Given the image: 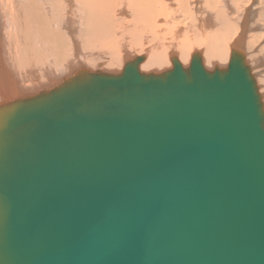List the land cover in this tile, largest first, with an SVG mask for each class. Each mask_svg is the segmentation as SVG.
Segmentation results:
<instances>
[{
    "label": "water",
    "instance_id": "water-1",
    "mask_svg": "<svg viewBox=\"0 0 264 264\" xmlns=\"http://www.w3.org/2000/svg\"><path fill=\"white\" fill-rule=\"evenodd\" d=\"M241 47L0 101V264H264V103Z\"/></svg>",
    "mask_w": 264,
    "mask_h": 264
},
{
    "label": "bare ground",
    "instance_id": "bare-ground-1",
    "mask_svg": "<svg viewBox=\"0 0 264 264\" xmlns=\"http://www.w3.org/2000/svg\"><path fill=\"white\" fill-rule=\"evenodd\" d=\"M84 0H16V2H17V7L15 8L14 7V10L13 9H11L10 11H12V13H11V20H9L8 22H7V24H9L10 25V22L11 23H13L14 24V21H12L13 19H12V15L13 16H15V15H17L18 17H19V21H18V24H19V26L17 27V24H16V27L15 28H12V29H10L9 31H8V34H7V29L6 28H8L7 27V25H4V21H6V20H8V19H5L4 17H5V15H4V13H3V10H5L4 9V7H5V5L7 4H9L10 2H11V0H0V101H6V100H9V99H13V98H16V97H19V96H22V94H23V87H25L26 88V86L27 85H29V84H31V81H26V85H25V82L23 81V79H22V77H20L19 76V74H18V76L19 77H17L16 76V78H20L21 79V82L20 81H18V80H16V78H15V76H14V74H12V72H13V69H11V68H9V71L11 70V72L10 73H8V71H7V67H6V60L4 59V50L3 49H5L4 48V45H3V43L5 42L4 41V39L6 38V37H8V40H9V44L11 45L12 44V46H14V48H16V49H19V50H21L22 48H20L21 47V43H22V47L25 49V47L24 46H26V47H28V48H30V49H32V50H34V47H39L40 48V50H42V48H43V50H44V52H47V54H44L43 52L41 53V54H43V55H45V57H48L49 56V58H50V53L52 52V50H55V53L57 52V51H59L58 53H60V51L62 52H64V47H68V45H66V42L68 43V44H70V42H71V49H73L74 50V52L72 53L73 54V56L77 59V63H75V65H80V67H78V69H80V68H83L82 66H81V64H83V62H79L80 61V59L83 57H81L80 59H79V53H81L80 51L78 52V50H80V47H83V49L85 50V51H89V53H92V54H94V52L98 49H100V50H102V49H105L106 51L108 50V52L107 53H109V55H110V60H109V62H110V64H113V65H117V68H120L119 69V71L121 70V67L123 68V66H124V64L126 63L125 62V60H124V57L125 58H127L128 57V55L126 54V48H125V44L126 43H128L126 40L128 39H126L125 40V38H126V34H127V32H128V27L129 26H133L134 27V30H137V29H139L138 27L144 22L143 21V18H146V17H150V16H156L157 18H160L162 15H166V16H169L170 17V19L171 18H173V20H174V18H175V20L177 19V17L180 15V14H182V12H185V13H187L186 11H185V9H183V8H181L180 7V11H181V13H173V11H172V9L173 10H175V9H177V6H175V4L177 5H180L181 6V4H180V2L181 3H183V4H186V5H189V4H191L192 3V5L194 4V3H197L198 1H200V0H168L169 2H170V4H166L165 3V1L164 0H128V1H125L124 3L125 4H128L127 5V8H128V10H129V13H130V15L128 16L127 15V17H129L130 18V20H127V19H124V16H122L121 18H119V16H117V17H115V16H113L112 15V12H111V0H92L93 2L94 1H99V4L97 5V7H96V10H95V14L93 15V17L89 20V24H87V25H85L84 27H83V24H82V22H81V24H80V22H78L79 24L76 26L75 25V23H76V21H75V18L73 19L72 17L73 16H75L76 14H79V16H80V18H83V14L81 13V11L83 12V10H84V2H83ZM121 1V3L123 2V0H120ZM203 1H205L206 3H208L209 1H214V0H203ZM253 1V0H252ZM227 2V1H226ZM229 2V1H228ZM254 2V1H253ZM224 3H225V1H224ZM74 4H76V6L74 5ZM199 4H201V3H199ZM6 5V6H7ZM9 5H11V4H9ZM195 6H193L195 9L194 10H197L196 8L197 7H199V10H198V13L199 14H201L202 15V17L204 18V21L205 22H200V21H197V17L195 18V21L193 22V23H195L196 25H197V28L198 29H200L199 31V33H196L195 34V40L198 42V44L196 43V42H190V41H187V40H185V38H183L184 40H182L180 43L179 42H177V43H179V45H180V48L179 49H181V51H179V49L177 50V51H179L178 53H179V57H178V59H179V62L181 63V65L183 66V65H185L186 63H187V61H188V59H189V55H190V52H191V50L192 49H194V48H201V49H204V54H203V56H201L202 57V60H204V66L205 67H210V66H214L216 63H214L215 61H218L221 65H223L225 62H227V59H228V57H229V54H230V48H229V46L227 47L226 46V48L222 45L223 44V41H221V40H225L223 37H224V35L226 34V29H224V30H222V31H220V32H216V33H214L213 35H211V34H208L207 35V33H206V31L205 30H203V29H207L208 27H209V25H213V23H212V21L210 20V18H211V16H212V14H210L208 11L206 12V13H204L203 14V6H198V5H196V4H194ZM211 5V4H210ZM253 5H256V4H253ZM253 5H252V7H253ZM36 7L37 8V10L39 11V13H40V18H42L43 20H44V25H43V27H42V25H40L39 23V26L38 27H35L36 28V31L39 33H37L38 34V36L39 35H41V37L42 38H44V39H41V40H44L45 42H42V43H36L35 42V40H34V45L32 44V42L29 40V42H25L24 41V43L21 41L22 39H25V34H29V35H32L33 36V31H31V32H29V33H25L24 34V30L26 29V23H27V21H29V19H28V17L26 16V8L27 7H30L31 9H32V7ZM170 6V7H169ZM212 6V5H211ZM10 7V6H9ZM12 7V6H11ZM35 7H34V10H33V15L31 16V19H34L35 18V21L37 20L38 21V18H37V15H36V11H35ZM184 7V6H183ZM191 7V6H190ZM7 8V7H6ZM170 8V9H169ZM209 8V7H208ZM228 8V7H227ZM3 9V10H2ZM249 9V8H248ZM193 9H189V12L190 11H192ZM230 10V9H229ZM9 10H6V12H8ZM15 11V12H14ZM29 11H30V9H29ZM59 12L62 16L60 17V19H58L59 18V16H57V17H54V16H56V14H57V12ZM245 11H247V10H245ZM252 11V10H251ZM5 12V11H4ZM6 12H5V14H6ZM188 12V13H189ZM205 12V11H204ZM226 12V11H225ZM250 12V11H249ZM16 13V14H15ZM69 13H72V15L73 16H69ZM140 13H142V16H141V14ZM187 13V14H188ZM215 13L216 14H219V10H217L216 9V11H215ZM215 13H213V14H215ZM254 13V12H253ZM9 14V13H8ZM225 14V13H224ZM231 14V13H230ZM59 15V14H58ZM189 15V14H188ZM190 15H195L196 16V12L194 11V13H192V14H190ZM244 15H245V13H244ZM262 15V14H261ZM260 15V17H262ZM82 16V17H81ZM249 16V15H248ZM250 16H251V14H250ZM252 16H253V14H252ZM252 16L250 17V19L252 18ZM8 17V16H7ZM222 17V16H221ZM244 17V16H243ZM247 17V16H246ZM37 18V19H36ZM39 18V19H40ZM55 18H57V20L56 21H54L55 20ZM65 18H72L74 21V23L71 21V19H69L70 20V24L71 25H69V21H67V19H65ZM79 18V17H78ZM128 18V19H129ZM178 18H180V16L178 17ZM184 18V17H183ZM186 18L187 17H185V19H183V20H186ZM191 18V17H190ZM217 18V17H216ZM181 19V18H180ZM180 19H178V20H180ZM193 19V18H192ZM191 19V20H192ZM199 19V18H198ZM211 19H214V17L213 18H211ZM218 19V18H217ZM217 19H214L213 21H215V20H217ZM225 19V18H224ZM249 19V18H248ZM253 19V18H252ZM260 19V18H259ZM64 20V21H63ZM77 20V19H76ZM182 20V21H183ZM200 20V19H199ZM227 20V19H226ZM242 20V19H241ZM262 20V19H261ZM31 21V20H30ZM35 21H33L34 23H35ZM80 21V20H79ZM169 20H165L164 22L165 23H167ZM187 21V20H186ZM223 21V20H222ZM221 21V22H222ZM243 21V20H242ZM251 21V20H250ZM170 22V21H169ZM176 22V21H175ZM215 22H217V21H215ZM230 22V21H229ZM245 22V21H244ZM23 23V25H21ZM183 23H185L184 21H183ZM240 23H241V21H240ZM243 23V22H242ZM31 23H29V26L31 27L32 25H30ZM180 24V23H179ZM191 24V23H190ZM194 24V25H195ZM239 24V23H238ZM237 24V26H239V27H241V32H240V34H239V36H237V38L235 39L236 41H234L233 40V42L236 44V46L240 43V39L243 41V42H245V39H246V33H247V30L248 29H246V27L247 26H245L246 25V23H244V24H240V25H238ZM251 24H253V23H251ZM257 24V23H256ZM73 25L75 26V27H73ZM224 25V24H223ZM222 25V26H223ZM249 25H250V23H249ZM248 25V26H249ZM254 25V24H253ZM252 25V26H253ZM221 26V27H222ZM225 26H227L226 24H225ZM236 26V25H235ZM10 27V26H9ZM79 27H80V31H81V37H82V33H83V35L84 36H86L85 38L86 39H82V38H78L76 35H78L77 33H78V31H77V29H79ZM171 27V26H170ZM220 27V28H221ZM63 28H66V29H64V30H67V31H63ZM142 28V27H141ZM140 28V29H141ZM181 28H183V27H181ZM180 28V29H181ZM187 28V27H186ZM257 28H258V26H257ZM133 29V28H132ZM144 29H146V28H144ZM189 29V28H188ZM187 29V30H188ZM194 29H196V26L194 27ZM211 29V28H210ZM213 29H214V27H213ZM217 29V28H216ZM229 29V28H228ZM235 29V28H234ZM256 29V28H255ZM254 28H253V30H255ZM30 30V29H29ZM28 30V31H29ZM34 30V29H33ZM179 30V28L177 29V31ZM193 30V29H192ZM191 30V31H192ZM231 30H232V28H231ZM240 30V29H239ZM249 30H250V28H249ZM146 31V30H145ZM175 31V30H174ZM176 31V32H177ZM194 31V30H193ZM192 31V32H193ZM196 31V30H195ZM198 31V30H197ZM234 31H238V29L237 30H234ZM43 32V34H41ZM139 32V31H138ZM175 32V33H176ZM189 32V31H188ZM214 32V31H213ZM228 32V31H227ZM132 33H133V31H132ZM140 33H141V31H140ZM159 33V32H158ZM179 33V32H178ZM186 33V32H185ZM194 33V32H193ZM233 33H235V35H236V32H233ZM233 33H230V34H233ZM238 33V32H237ZM134 34V33H133ZM136 34V33H135ZM189 34V33H188ZM230 34H228V36H230ZM254 34V33H253ZM35 35V34H34ZM49 35L51 36V37H49ZM171 35V34H170ZM181 35H182V32H181ZM183 35H184V33H183ZM257 35V34H256ZM36 37L35 39H37V41L39 40V37ZM133 35H131V37H132ZM248 36H250V33H249V35ZM248 36H247V38H248ZM13 37V38H12ZM46 37V38H45ZM50 38L49 39V41H48V38ZM138 37V36H137ZM181 37V36H180ZM11 38H12V41H11ZM51 38H53V39H58L59 38V40H60V42H58L57 40H55L54 41V44H52L51 45V43H53V42H51L53 39H51ZM227 38H230V37H227ZM227 38H226V40H227ZM233 38H234V36H233ZM7 39V38H6ZM104 39H106V40H104ZM150 39V38H149ZM166 39H168V38H166ZM41 40H39V41H41ZM85 40L87 41V42H89V43H86L85 42ZM173 40V39H172ZM176 40V39H175ZM180 40H181V38H180ZM21 41V42H20ZM28 41V40H27ZM167 41V40H166ZM169 41H170V39H169ZM179 41V40H178ZM249 41H250V39H249ZM249 41H247V43L249 42ZM20 42V43H19ZM57 44H56V43ZM134 42H136V41H134ZM164 42V41H163ZM175 42V41H174ZM232 42V43H233ZM242 42V43H243ZM81 43L83 44V46L81 45ZM137 43V42H136ZM144 43V42H143ZM225 43H227V42H225ZM234 43H233V45H234ZM241 43V44H242ZM42 44V45H41ZM155 44V43H154ZM163 44V43H162ZM249 44H251L250 42H249ZM136 44H133V46H135ZM158 45H160V43L158 44ZM164 45H165V43H164ZM164 45H162L163 47H164V50H166L167 48H165L166 46H164ZM174 45H176V44H174ZM178 45V44H177ZM176 45V46H177ZM178 45V46H179ZM230 45V44H229ZM244 45H246L245 43H244ZM34 46V47H33ZM47 46H48V48H47ZM51 46H53V48H51ZM232 46V45H231ZM258 46V45H257ZM69 47H70V45H69ZM129 47V46H128ZM168 47H169V45H168ZM247 47V46H246ZM248 47H250V45L248 46ZM254 47V46H253ZM6 48H7V45H6ZM136 48V47H135ZM158 48H161V47H156V46H152L150 49H147V53H148V58H147V60H146V62L142 65V66H140V71L141 72H144V71H147V70H152V69H163V68H165L168 64H167V56H166V51L164 52V50H162V51H160ZM170 48V47H169ZM168 48V49H169ZM175 48V47H174ZM173 48V49H174ZM8 49V48H7ZM38 49V48H37ZM82 49V48H81ZM132 49H134V47L132 48ZM137 49V51H138V49H140L139 47L138 48H136ZM136 49H135V51H136ZM176 49V48H175ZM39 50V49H38ZM37 50V51H38ZM42 50V51H43ZM171 50V49H170ZM246 50L247 51H249V48H246ZM252 50V49H251ZM18 51V50H17ZM51 51V52H50ZM71 51V50H70ZM134 51V52H135ZM167 51H169V50H167ZM174 51V50H173ZM200 51V50H199ZM244 51V50H243ZM8 52V51H7ZM14 52V51H13ZM22 52V51H21ZM29 52V51H28ZM54 52V51H53ZM68 53H69V51H67ZM96 52H98V51H96ZM100 52H102V51H100ZM172 52V51H171ZM175 52V51H174ZM195 52V51H194ZM201 52V51H200ZM20 53V52H19ZM67 53V54H68ZM82 53H84V52H82ZM82 53H81V55H82ZM88 53V52H87ZM106 53V54H107ZM139 53H141V50H140V52ZM138 53V54H139ZM177 53V52H176ZM10 54V53H9ZM15 54V53H14ZM13 54V55H14ZM25 54V53H24ZM52 54H54V53H52ZM51 54V56H53ZM63 54V53H62ZM97 54H100V53H96L95 55L96 56H98ZM101 54H103V53H101ZM100 54V55H101ZM124 55V57H123V55ZM255 54V53H254ZM264 54V53H263ZM12 55V56H13ZM34 55H36L35 53H34ZM39 55H40V53H39ZM39 55H37V56H39ZM60 56H61V54H59ZM64 55V54H63ZM70 55V54H69ZM68 55V56H69ZM86 55V54H85ZM84 55V58L86 57ZM87 55H89V54H87ZM99 55V56H100ZM108 55V54H107ZM137 55V54H136ZM177 55V54H176ZM17 56V55H16ZM41 56V55H40ZM65 56V55H64ZM95 56V57H96ZM101 56H103L104 57V55H101ZM175 56V55H174ZM174 56H172V57H174ZM250 56V55H249ZM261 56V55H260ZM29 57H31V56H29ZM56 57H58V54H56ZM70 57V56H69ZM78 57V58H77ZM89 57V56H88ZM147 57V56H146ZM19 58H21L22 59V57H19ZM18 58V59H19ZM25 58V57H24ZM37 58V57H36ZM36 58H35V62H36ZM53 58V57H52ZM54 58H55V56H54ZM61 58V57H60ZM63 58V57H62ZM83 58V59H84ZM92 59H96V58H98V57H96V58H94V57H91ZM91 58H89V59H91ZM171 58V57H170ZM169 58V59H170ZM204 58V59H203ZM8 59V58H7ZM21 59H19V60H21ZM34 59V58H33ZM32 59V60H33ZM42 59H43V57H42ZM58 59V58H57ZM73 59V58H72ZM250 59V58H249ZM12 60V59H11ZM10 60V61H11ZM27 60H28V58H27ZM32 60H29V61H27V63L29 64V62L31 61L32 62ZM37 60H40L39 59V57L37 58ZM44 61H45V58L43 59ZM43 60H40V62H43ZM49 59L47 58V61H48ZM54 60V59H53ZM98 60V59H97ZM132 60V59H131ZM248 60V59H247ZM251 60V59H250ZM22 61V60H21ZM51 61V60H50ZM59 61H60V59H59ZM58 61V63H60ZM74 61V60H73ZM87 61V60H86ZM128 61H130V60H128ZM9 62V61H8ZM17 62V61H16ZM24 62H26V61H24ZM23 62V63H24ZM56 62V61H55ZM91 62V61H90ZM93 62V61H92ZM102 62V61H101ZM125 62V63H124ZM249 62V61H248ZM247 62V63H248ZM14 63V62H13ZM22 63V64H23ZM54 63V62H53ZM95 63V62H94ZM108 63V62H107ZM106 63V64H107ZM264 63V62H263ZM34 64V63H33ZM42 64V63H41ZM51 64H52V62H51ZM55 64V63H54ZM8 65H9V63H8ZM30 65H32L31 63H30ZM36 65V64H35ZM38 65V64H37ZM40 65V64H39ZM44 65H45V63H44ZM56 65V64H55ZM54 65V66H55ZM95 65V64H94ZM101 66H103L104 65V63L102 62L101 64H100ZM109 65V64H108ZM225 65V64H224ZM11 66V65H10ZM18 66H19V64H18ZM22 65H20V67H21ZM27 66V65H26ZM43 66V65H42ZM41 66V67H42ZM31 67V66H30ZM34 67H36V69L38 68L37 66H34ZM33 67V68H34ZM40 67V68H41ZM51 67H53V66H51ZM67 67V66H66ZM88 67V66H87ZM116 67V66H115ZM168 67H170V66H168ZM219 67H220V65H219ZM27 68V67H26ZM46 68V67H45ZM64 68V67H63ZM69 68V67H68ZM103 69H105L104 67H102ZM114 68V67H113ZM113 68H112V70H113ZM222 68V67H221ZM110 69V68H109ZM166 69H167V67H166ZM165 69V70H166ZM253 69H255V68H253ZM24 70V69H23ZM27 70V69H26ZM29 70H31V69H29ZM40 69H38V71H39ZM70 70V69H69ZM71 70H72V68H71ZM74 70H75V68H74ZM105 70H107V69H105ZM168 70V69H167ZM25 71V70H24ZM28 71V70H27ZM44 71V70H43ZM48 71H49V68H48ZM68 71V70H67ZM93 71H94V69H93ZM114 71H116V70H114ZM154 71V70H153ZM15 73H17L16 71H14ZM13 72V73H14ZM20 72V71H19ZM18 72V73H19ZM22 72V71H21ZM30 72V71H29ZM113 72V71H112ZM117 72V71H116ZM39 73H41V72H39ZM69 73H72V71H69ZM149 73V72H148ZM158 73V72H157ZM42 74H45V73H42ZM58 74V73H57ZM61 74H62V72H61ZM17 75V74H16ZM25 75V74H24ZM29 75V73H26V75H25V78L26 77H30V79H32V77H33V79H35V76L33 75V73H32V71L30 72V75L31 76H28ZM41 75V74H40ZM255 75V74H254ZM63 76V75H62ZM257 76V75H256ZM41 77V76H40ZM44 77V76H43ZM64 77V76H63ZM28 79V78H27ZM47 79V78H46ZM49 79V78H48ZM34 81V80H33ZM54 82V79H53V81H50L49 82V84L51 85L52 83ZM33 83V82H32ZM257 83V82H256ZM25 85V86H24ZM36 86V85H35ZM35 86H33V87H35ZM49 87V86H48ZM47 88V87H46ZM34 90V89H33ZM38 90V89H37ZM35 91V90H34ZM33 91V92H34ZM39 91V90H38ZM260 91V90H259Z\"/></svg>",
    "mask_w": 264,
    "mask_h": 264
},
{
    "label": "rangeland",
    "instance_id": "rangeland-1",
    "mask_svg": "<svg viewBox=\"0 0 264 264\" xmlns=\"http://www.w3.org/2000/svg\"><path fill=\"white\" fill-rule=\"evenodd\" d=\"M41 1V0H40ZM125 1H128V0H123V2L121 3V1L120 0H111V12H112V15L113 16H115V17H117V16H119V18H121L122 16H124V19H127V20H130V18L129 17H127V15L129 16L130 15V13H129V10H128V8H127V5L128 4H125L124 2ZM165 1V3L166 4H170V2L168 1V0H164ZM224 1H225V3H224ZM227 1V2H226ZM229 1V2H228ZM254 1V2H253ZM214 0V1H209L208 3H206L205 1H203V0H200V1H198L197 3H194V4H196V5H198V6H203V14L204 13H206L208 10V12L210 13V14H212V16H211V18H213L214 17V19H217V20H215V21H217V22H215V21H213L214 19H211L210 18V20L212 21V23H213V25L211 24V25H209V27L207 28V29H203V30H205L206 31V33H207V35L208 34H211V35H213L214 33H216V32H220V31H222V30H224V29H226V34L224 35V39L225 40H221V41H223V46L226 48V46L228 45L229 46V48L230 47H232L233 46V40L234 41H236L235 39L237 38V36H239V34H240V32H241V27H239V26H237V24L238 25H240V24H244V23H246V25L245 26H247L246 27V29H248L247 30V33H246V39H245V42H243L242 40H241V45H242V47H241V49L242 50H244L243 52L246 54V59H248L247 60V62H248V65L250 66V68H251V70H252V73H253V75H254V77H255V80H256V82H257V85H258V87H259V90H260V94L262 95V97H263V103H264V0ZM84 2V10H83V12L81 11V13L83 14V18H80V16H79V14H76L75 16H73L72 15V13H69V16H73L72 18L74 19L75 18V21H76V23H75V25L77 26L79 23L78 22H80V24H81V22H82V24H83V27L85 26V25H87V24H89V20L93 17V15L95 14V10H96V7H97V5L99 4V1H92V0H84L83 1ZM199 3H201V4H199ZM9 4H11V5H9ZM7 6L5 5V7H4V9L5 10H3V13H4V15H5V19H8V20H6V21H4V25H7V27L8 28H6L7 29V34H8V31L10 30V29H12V28H15L16 27V24H17V27L19 26V24H18V21H19V17L17 16V15H15V16H13L12 15V21H14V24L13 23H11L10 22V25L9 24H7V22L9 21V20H11V13H12V11H10L11 9H13L14 10V7L16 8L17 7V2H16V0H11V2L9 3ZM180 4H181V6L180 5H176L175 4V6H177V9H175V10H173L172 9V11H173V13H181V11H180V7L181 8H183V9H185V11L188 13L189 12V9H193L192 11H190L188 14L187 13H185V12H182V14H180L179 16H180V18H178L177 17V19L175 20V18H174V20H173V18H171L170 19V17L169 16H166V15H162L160 18H157L156 16H150V17H146V18H143V23L138 27L139 29H137V30H134V27L133 26H129L128 27V32H127V34L125 35L126 36V38H125V40L128 42V43H126L125 44V48H126V54L128 55V57L127 58H125L124 57V55H123V57H124V60H125V62H128V60H131V59H134L135 57H140V56H144L145 57V61H144V63L146 62V60H147V58H148V53H147V49H150L152 46H158V47H161V48H158L160 51H162V50H164V47L162 46V45H164V43H165V45L164 46H166L167 44L169 45V47H168V45L165 47V48H167L166 50H164V52L166 51V56H167V69L169 70L170 68H171V62H170V57H172V56H174V57H176L177 59H178V55H179V51H181V49H179L180 48V45H179V43L182 41V40H184L183 38H185V40H187V41H190V42H196L197 44H198V42L195 40V34L196 33H199L201 30L200 29H198L197 28V25L195 24V23H193L194 21H195V18L197 19V21H200V22H205L204 21V18L202 17V15L201 14H199L198 13V10H199V7H197L196 9L197 10H194L195 8L193 7V6H195L194 4L192 5V3L191 4H189V5H186V4H183V3H181L180 2ZM212 6H211V5ZM253 4H256V5H253ZM75 6H76V4H74ZM252 5H253V7H252ZM10 6V7H9ZM12 6V7H11ZM184 6V7H183ZM191 6V7H190ZM7 7V8H6ZM35 7V6H34ZM34 7H32V9L30 8V7H27L26 8V16L28 17V19H29V21H27V23H26V29L24 30V34L25 33H29V32H31V31H33V36L32 35H29V34H25V39H22L21 41L24 43V41L25 42H29V40L32 42H34V40H35V42L36 43H42V42H45L44 40V38H42L41 37V35H39L38 36V32L36 31V28L35 27H38L39 26V24L40 25H42V27H43V25H44V20L42 19V18H40V13H39V11L37 10V8L35 7V11H36V15H37V18H38V21L36 20L35 21V18L34 19H31V16L34 14L33 13V10H34ZM170 7V6H169ZM209 7V8H208ZM228 7V8H227ZM11 8V9H10ZM249 8V9H248ZM29 9H30V11H29ZM170 9V8H169ZM216 9L217 10H219V14H216L215 13V11H216ZM230 9V10H229ZM6 10H9L8 12H6ZM245 10H247V11H245ZM252 10V11H251ZM6 12V14H5V12ZM194 11L196 12V16L195 15H190V14H192V13H194ZM205 11V12H204ZM226 11V12H225ZM250 11V12H249ZM15 12V11H14ZM57 12V11H56ZM254 12V13H253ZM9 13V14H8ZM213 13H215V14H213ZM225 13V14H224ZM231 13V14H230ZM244 13H245V15H244ZM16 14V13H15ZM32 14V15H31ZM59 14V15H58ZM141 14V16H142V13H140ZM250 14H251V16H252V14H253V16H252V18L250 19ZM262 14V15H261ZM249 15V16H248ZM260 15L262 16V17H260ZM8 16V17H7ZM57 16H59V18L58 19H60V17L62 16L59 12H57V14H56V16H54V17H57ZM222 16V17H221ZM244 16V17H243ZM247 16V17H246ZM79 17V18H78ZM82 17V16H81ZM184 17V18H183ZM185 17H187L186 18V20H183V19H185ZM191 17V18H190ZM217 17V18H216ZM36 18V19H37ZM40 18V19H39ZM72 18H69V19H71V21L73 22L74 20L72 19ZM118 18V17H117ZM123 18V17H122ZM121 18V19H122ZM129 18V19H128ZM193 18V19H192ZM200 20H199V19ZM225 18V19H224ZM249 18V19H248ZM260 18V19H259ZM65 19H67V21H69L68 23H69V25H71L70 24V20L68 19V18H65ZM77 19V20H76ZM178 19H180V20H178ZM192 19V20H191ZM227 19V20H226ZM243 21H242V20ZM262 19V20H261ZM31 20V21H30ZM57 20V18H55V20L54 21H56ZM80 20V21H79ZM165 20H169L167 23H165L164 21ZM185 22V23H183V21ZM194 20V21H193ZM223 20V21H222ZM251 20V21H250ZM33 21H35V23L33 22ZM64 21V20H63ZM176 21V22H175ZM222 21V22H221ZM230 21V22H229ZM240 21H241V23H240ZM245 21V22H244ZM202 22V23H203ZM243 22V23H242ZM29 23H31L30 25H32L31 27L29 26ZM39 23V24H38ZM74 23V22H73ZM180 23V24H179ZM191 23V24H190ZM249 23H250V25H249ZM251 23H253V24H251ZM257 23V24H256ZM195 24V25H194ZM224 24V25H223ZM225 24L227 25V26H225ZM21 25H23V23L21 24ZM223 25V26H222ZM236 25V26H235ZM249 25V26H248ZM253 25V26H252ZM10 26V27H9ZM171 26V27H170ZM196 26V29H194V27ZM222 26V27H221ZM241 26V25H240ZM257 26H258V28H257ZM73 27H75L74 25H73ZM142 27V28H141ZM181 27H183V28H181ZM187 27V28H186ZM213 27H214V29H213ZM221 27V28H220ZM133 28V29H132ZM141 28V29H140ZM144 28H146V29H144ZM179 28V30L177 31V29ZM181 28V29H180ZM189 28V29H188ZM211 28V29H210ZM217 28V29H216ZM229 28V29H228ZM231 28H232V30H231ZM235 28V29H234ZM249 28H250V30H249ZM253 28L255 29V30H253ZM30 29V30H29ZM34 29V30H33ZM64 29H66V28H63V31H67V30H64ZM82 29V28H81ZM80 29V27H79V29H77V31H78V35H76L79 39L80 38H82V39H86L87 37L86 36H84L83 35V33H82V37H81V30ZM188 29V30H187ZM194 31H193V30ZM238 29V31H234V30H237ZM240 29V30H239ZM29 30V31H28ZM146 30V31H145ZM175 30V31H174ZM194 32H192V31ZM196 30V31H195ZM198 30V31H197ZM200 30V31H199ZM132 31H133V33H132ZM139 31V32H138ZM140 31H141V33H140ZM177 31V32H176ZM189 31V32H188ZM214 31V32H213ZM216 31V32H215ZM228 31V32H227ZM240 31V32H239ZM38 34H37V33ZM68 32V31H67ZM159 32V33H158ZM176 32V33H175ZM179 32V33H178ZM181 32H182V35H181ZM186 32V33H185ZM233 32H236V35H235V33H233ZM238 32V33H237ZM136 33V34H135ZM183 33H184V35H183ZM189 33V34H188ZM230 33H233V34H230ZM249 33H250V36H248L249 35ZM254 33V34H253ZM35 34V35H34ZM41 34H43V32L41 33ZM171 34V35H170ZM228 34H230V36H228ZM257 34V35H256ZM131 35H133L132 37H131ZM39 37V40H41V39H44V40H41V41H37V39H35L36 37ZM138 36V37H137ZM181 36V37H180ZM233 36H234V38H233ZM247 36H248V38H247ZM49 37H51L50 35H49ZM86 37V38H85ZM227 37H230V38H227ZM7 38V39H6ZM5 39H4V43H3V45H4V48L5 49H3L4 50V59L6 60L5 62H6V67H7V71H8V73H10L11 72V70L9 71V68H11V69H13V72L14 71H16L17 73H13L12 72V74H14V76H15V78H16V76L17 77H22V79H23V81L25 82V85H26V81H31V84H29V85H27L26 86V88L25 87H23V94H22V96L23 95H30V94H33V93H36V92H40L41 90H44V89H46V87H48V86H50V84H49V82L50 81H53V79H54V82H56V81H58V80H60L61 78H63V76L64 77H66L67 75H69L70 73H69V71H74V68H75V70H77L78 69V67H80V65H75V63H77L78 61H77V59L73 56V52H74V50L73 49H71V42H70V44H68L67 42H66V45H68V47H64V52L62 51H60V53H58L59 51H57L56 53H55V50H52V52L50 53V58H49V56L48 57H45V55H43V54H41L42 52L44 53V54H47V52H44V50H43V48H42V50H40V48L39 47H34V50H32V49H30V48H28V47H26V46H24L25 47V49L22 47L23 45H22V43H21V47L20 48H22L21 50H19V49H16V48H14V46H12V44L10 45L9 44V40H8V37H6ZM13 38V37H12ZM12 38H11V41H12ZM46 38V37H45ZM48 38V37H47ZM150 38V39H149ZM166 38H168V39H166ZM180 38H181V40H180ZM226 38H227V40H226ZM49 39L50 38H48V41H49ZM51 39H53V38H51ZM169 39H170V41H169ZM173 39V40H172ZM176 39V40H175ZM249 39H250V41H249ZM28 40V41H27ZM55 40H57L58 42H60V40H59V38L57 39H53L51 42H53V43H51V45L52 44H54V41ZM104 40H106V39H104ZM167 40V41H166ZM179 40V41H178ZM20 41V42H21ZM134 41H136V42H134ZM164 41V42H163ZM175 41V42H174ZM179 42V43H177V42ZM247 41H249L251 44H249V42L247 43ZM19 42V43H20ZM32 42V44L34 45V43ZM85 42L86 43H89V42H87L86 40H85ZM144 42V43H143ZM225 42H227V43H225ZM233 42V43H232ZM56 43V42H55ZM155 43V44H154ZM160 43V45H158ZM163 43V44H162ZM244 43L246 44V45H244ZM43 44V43H42ZM41 44V45H42ZM57 44V43H56ZM133 44H136L135 46H133ZM174 44H178L177 46L176 45H174ZM230 44V45H229ZM6 45H7V48H6ZM69 45H70V47H69ZM81 45L83 46V44L81 43ZM232 45V46H231ZM250 45V47H248ZM258 45V46H257ZM129 46V47H128ZM227 46V47H228ZM247 46V47H246ZM254 46V47H253ZM134 47V49H132ZM140 48V49H138V51H137V49L136 48ZM176 49H175V48ZM47 48H48V46H47ZM51 48H53V46H51ZM82 48V49H81ZM169 48V49H168ZM174 48V49H173ZM246 48H249V51H247L246 50ZM135 49H136V51H135ZM162 49V50H161ZM171 49V50H170ZM179 49V51H177ZM252 49V50H251ZM18 50V51H17ZM38 50V51H37ZM71 50V51H70ZM140 50H141V53H139L140 52ZM167 50H169V51H167ZM175 52H174V51ZM201 52H200V51ZM230 50V49H229ZM8 51V52H7ZM14 51V52H13ZM22 51V52H21ZM29 51V52H28ZM54 51V52H53ZM67 51H69V53L67 52ZM73 51V52H72ZM84 52V53H82V55H81V53H79V59H80V61L79 62H83V64H81V66L83 67V69H85V70H88V71H91V72H94V71H104V72H111V73H119L121 70H122V67H121V70L119 71V69L120 68H117V65H113V64H110V62H109V60H110V55H109V53H107L108 52V50L106 51L105 49H102V50H96V51H98V52H94V54H92V53H89V51H85L84 49H83V47H80V50H78V52ZM100 51H102V52H100ZM135 51V52H134ZM172 51V52H171ZM195 51V52H194ZM20 52V53H19ZM72 52V53H71ZM88 52V53H87ZM177 52V53H176ZM10 53V54H9ZM15 53V54H14ZM25 53V54H24ZM34 53L36 54V55H34ZM39 53H40V55H39ZM52 53H54V54H52ZM65 55H63V54ZM68 53V54H67ZM96 53H103V54H101V55H104V57L103 56H101L100 54H97L98 56H96L95 54ZM108 55H107V54ZM139 53V54H138ZM194 53H198V54H200L201 56H203V54H204V49H201V48H194V49H192L191 50V52H190V55H189V59H188V61H187V63L185 64V65H183L184 67H187L188 66V64H189V62H190V58H191V56L194 54ZM255 53V54H254ZM14 54V55H13ZM51 54L53 55V56H51ZM56 54H58V57H56ZM59 54H61V56L59 55ZM70 54V55H69ZM86 54V55H85ZM87 54H89V55H87ZM137 54V55H136ZM177 54V55H176ZM13 55V56H12ZM17 55V56H16ZM37 55H39V56H37ZM70 57H69V56ZM84 55L86 56L85 58H84ZM100 55V56H99ZM250 55V56H249ZM261 55V56H260ZM29 56H31V57H29ZM54 56H55V58H54ZM89 56V57H88ZM98 57V58H96V57ZM147 56V57H146ZM19 57H22V59L21 58H19ZM25 57V58H24ZM39 57V59L40 60H43L44 58H45V61L43 60V62H40V60H37V58ZM42 57H43V59H42ZM53 57V58H52ZM61 57V58H60ZM63 57V58H62ZM91 57H94V58H96V59H92ZM8 58V59H7ZM21 59V60H19V59ZM27 58H28V60H27ZM34 58V59H33ZM35 58H36V62H35ZM47 58L49 59L48 61H47ZM58 58V59H57ZM73 58V59H72ZM78 58V57H77ZM84 58V59H83ZM89 58H91V59H89ZM251 60H250V59ZM12 59V60H11ZM33 59V60H32ZM54 59V60H53ZM59 59H60V61H59ZM98 59V60H97ZM204 59V58H203ZM228 59H229V57H228ZM228 59H227V62H228ZM11 60V61H10ZM29 60H32V62L30 61L29 62V64L27 63V61H29ZM51 60V61H50ZM74 60V61H73ZM87 60V61H86ZM179 60V59H178ZM9 61V62H8ZM17 61V62H16ZM24 61H26V62H24ZM56 61V62H55ZM58 61L60 62V63H58ZM91 61V62H90ZM93 61V62H92ZM104 63V65L103 66H101L100 64L102 63V62ZM14 62V63H13ZM24 62V63H23ZM51 62H52V64H51ZM56 64H54V63ZM95 62V63H94ZM108 62V63H107ZM124 62V63H125ZM227 62H225L223 65H221L218 61H215L214 63H216L215 65L216 66H218L219 67V65H220V68L221 67H224V66H226V64H227ZM8 63H9V65H8ZM23 63V64H22ZM30 63L32 64V65H30ZM34 63V64H33ZM42 63V64H41ZM44 63H45V65H44ZM107 63V64H106ZM144 63H142V65L144 64ZM203 63H204V60H203ZM18 64H19V66H18ZM36 64V65H35ZM38 64V65H37ZM40 64V65H39ZM95 64V65H94ZM109 64V65H108ZM11 65V66H10ZM20 65H22L21 67H20ZM27 65V66H26ZM43 65V66H42ZM55 65V66H54ZM141 65V66H142ZM31 66V67H30ZM34 66H37L38 68L36 69V67H34ZM42 66V67H41ZM51 66H53V67H51ZM67 66V67H66ZM88 66V67H87ZM116 66V67H115ZM168 66H170V67H168ZM27 67V68H26ZM34 67V68H33ZM41 67V68H40ZM46 67V68H45ZM64 67V68H63ZM69 67V68H68ZM102 67H104L105 69H107V70H105V69H103ZM114 67V68H113ZM166 67L165 68H163V69H152V70H147V71H144V73H150V72H154V73H159V72H162V71H165V69H166ZM48 68H49V71H48ZM71 68H72V70H71ZM110 68V69H109ZM112 68H113V70H112ZM206 69H208V70H211L212 68H213V66H210L209 68L208 67H205ZM253 68H255V69H253ZM25 71H24V70ZM28 71H27V70ZM29 69H31V70H29ZM38 69H40L39 71H38ZM70 69V70H69ZM93 69H94V71H93ZM166 69V70H167ZM44 70V71H43ZM68 70V71H67ZM114 70H116V71H114ZM154 70V71H153ZM20 71V72H19ZM22 71V72H21ZM32 71V73H33V75L35 76V79H33V77H32V79H30V77H26L25 78V75H26V73H29V75L28 76H31L30 75V72ZM113 71V72H112ZM19 72V73H18ZM39 72H41V73H39ZM61 72H62V74H61ZM42 73H45V74H42ZM58 73V74H57ZM17 74V75H16ZM18 74H19V76H18ZM25 74V75H24ZM41 74V75H40ZM63 75V76H62ZM257 75V76H256ZM41 76V77H40ZM44 76V77H43ZM28 78V79H27ZM47 78V79H46ZM49 78V79H48ZM19 79V80H18ZM16 80H18V81H20L21 82V79L20 78H16ZM34 80V81H33ZM33 82V83H32ZM53 82V83H54ZM24 85V86H25ZM36 85V86H35ZM33 86H35V87H33ZM35 91H34V90ZM39 91H38V90ZM34 91V92H33Z\"/></svg>",
    "mask_w": 264,
    "mask_h": 264
}]
</instances>
